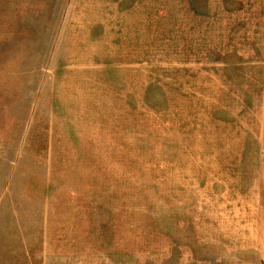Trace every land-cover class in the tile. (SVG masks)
<instances>
[{
  "label": "rangeland",
  "instance_id": "rangeland-1",
  "mask_svg": "<svg viewBox=\"0 0 264 264\" xmlns=\"http://www.w3.org/2000/svg\"><path fill=\"white\" fill-rule=\"evenodd\" d=\"M0 264H264V0H0Z\"/></svg>",
  "mask_w": 264,
  "mask_h": 264
}]
</instances>
